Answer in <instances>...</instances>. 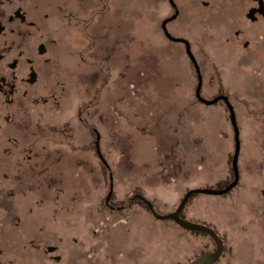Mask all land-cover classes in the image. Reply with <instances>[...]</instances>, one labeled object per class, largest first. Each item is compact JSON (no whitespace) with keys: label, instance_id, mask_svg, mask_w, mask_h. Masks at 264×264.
I'll use <instances>...</instances> for the list:
<instances>
[{"label":"rangeland","instance_id":"1","mask_svg":"<svg viewBox=\"0 0 264 264\" xmlns=\"http://www.w3.org/2000/svg\"><path fill=\"white\" fill-rule=\"evenodd\" d=\"M167 30V33L165 32ZM174 38L185 39L175 41ZM264 264V0H0V264ZM83 118H82V117ZM96 130L101 155L96 150ZM112 177L111 210L105 198Z\"/></svg>","mask_w":264,"mask_h":264},{"label":"water","instance_id":"2","mask_svg":"<svg viewBox=\"0 0 264 264\" xmlns=\"http://www.w3.org/2000/svg\"><path fill=\"white\" fill-rule=\"evenodd\" d=\"M165 32H166V34H168L166 29H165ZM174 40L175 41H185V39H181V38H174ZM187 49H188V53H189L190 57L193 59V55L190 51L189 45L187 46ZM199 81H200V83H199V86L197 87L196 92H197V96L201 102H203L204 104H207V105H213V104L218 103L221 100H224L226 102V104L229 106V109L231 112V122H232L233 126L235 127L236 139L238 141L237 147H236L235 153L233 155V159H232V169H233V174H234L233 180L223 188L197 187V188L189 189L185 193L183 198L181 199L177 208L173 212H170V213H161V212L157 211L154 203L152 201H150L144 194L136 193V194L131 195L129 198V202H132L137 198L141 199L142 202L148 207L151 214L156 219L163 220V221L171 220L189 232L202 233V234H206V235L210 236L215 243V249L210 251V252H206V253H203V254L197 256L196 258L191 260L189 262V264H213V263L219 261L223 257V254L225 253V241H224V239L222 238V236L220 235L218 230H216L211 225L206 224V223H201V222L189 220L186 217H183L182 214L185 210V207L187 206L188 202L190 201V199L193 195H195V194H208V195H215V196H224V195L228 194L229 192H231L235 187H237L239 185V182H240V171H239V164H238V158H239V152H240L239 130L237 127L236 115H235L234 109L232 107V104L229 100V97L226 95H220V96L215 97L212 100H208V99L201 97V95H200L201 84H202V78L201 77H199ZM96 148H97V152L100 154L103 162L105 164H107L105 159L101 155L99 134L97 135V139H96ZM110 181L111 182H110L109 191H108V194L105 198V201L107 204H110V200H111L112 195L114 193V184H113L112 177H111ZM119 209H120V207H119Z\"/></svg>","mask_w":264,"mask_h":264},{"label":"flooded vegetation","instance_id":"3","mask_svg":"<svg viewBox=\"0 0 264 264\" xmlns=\"http://www.w3.org/2000/svg\"><path fill=\"white\" fill-rule=\"evenodd\" d=\"M193 65H194V68H195V71H196V76H197V81H198V85H197V87L199 86V83H200V81H199V77H201L200 76V73H199V69H198V66H197V61L194 59V57H193ZM196 91H197V88H196ZM200 95H201V97H203L202 96V84H201V93H200ZM220 95H226V96H228L227 94H225V93H219L218 95H216L215 97H217V96H220ZM195 96H196V98L200 101V99L198 98V96H197V92H195ZM214 97V98H215ZM229 97V96H228ZM204 98V97H203ZM214 98H212V99H214ZM205 99H207V98H205ZM212 99H208V100H212ZM229 100H230V97H229ZM224 102L225 104H226V102L224 101V100H221V101H219L218 103H220V102ZM201 102V101H200ZM231 102V101H230ZM203 103V102H202ZM218 103H216V104H218ZM213 105H215V104H213ZM226 106L228 107V109H229V106L226 104ZM229 111H230V109H229ZM230 119H231V112H230ZM237 119V118H236ZM234 127V126H233ZM237 127H238V122H237ZM234 130H235V127H234ZM238 130H239V128H238ZM95 133H96V137H97V135H98V132L94 129L93 130ZM235 132H236V130H235ZM239 133H240V130H239ZM240 144V143H239ZM96 150H97V148H96ZM99 154V153H98ZM100 155V154H99ZM239 155H240V152H239ZM233 159V158H232ZM238 163H239V158H238ZM233 170V169H232ZM233 176H234V174H233ZM230 183V182H229ZM229 183H227L226 185H228ZM240 183V182H239ZM225 187V186H224ZM223 188V187H222ZM136 193H140V194H143V193H141V192H135V193H133V194H136ZM132 194V195H133ZM195 195H197V194H195ZM195 195H193V197L195 196ZM112 200H113V195H112V198H111V200H110V204H107L106 203V201H105V204H106V206L108 207V208H110L111 210H122V209H124L125 208V206L124 205H119V206H116V205H114L113 203H112ZM142 202V200L141 199H135L134 201H132V202H130L131 204H135V203H139L140 204V202ZM143 203V202H142ZM141 205H143L148 211H150L149 209H148V207L146 206V205H144V203L143 204H141ZM119 207H120V209H119ZM182 216L183 217H185L184 216V212H183V214H182ZM193 233H196V232H193ZM223 238V237H222ZM224 239V241H225V238H223ZM226 243V242H225ZM226 245V244H225ZM215 249V248H214ZM213 249V250H214ZM225 250H226V247H225ZM216 263V262H215ZM214 264V263H213Z\"/></svg>","mask_w":264,"mask_h":264},{"label":"trees","instance_id":"4","mask_svg":"<svg viewBox=\"0 0 264 264\" xmlns=\"http://www.w3.org/2000/svg\"><path fill=\"white\" fill-rule=\"evenodd\" d=\"M81 117H82V116H81ZM82 118H83V117H82ZM92 132H94V131L92 130ZM192 197H193V196H192ZM192 197H191V198H192ZM139 202H140V201H139ZM140 203L143 204L142 202H140ZM144 205H145V204H144Z\"/></svg>","mask_w":264,"mask_h":264}]
</instances>
